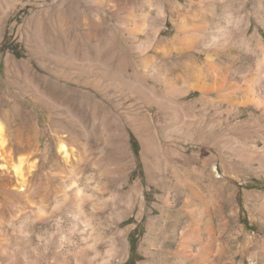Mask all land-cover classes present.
Masks as SVG:
<instances>
[{
    "label": "rangeland",
    "instance_id": "obj_1",
    "mask_svg": "<svg viewBox=\"0 0 264 264\" xmlns=\"http://www.w3.org/2000/svg\"><path fill=\"white\" fill-rule=\"evenodd\" d=\"M262 46L264 0H0V125L38 146L13 160L52 191L0 189V247L33 264H145L148 221L180 209L189 174L239 232L233 264H264ZM187 65L215 90L189 89ZM226 79L259 106L229 105ZM75 189L85 219L61 204Z\"/></svg>",
    "mask_w": 264,
    "mask_h": 264
},
{
    "label": "bare ground",
    "instance_id": "obj_2",
    "mask_svg": "<svg viewBox=\"0 0 264 264\" xmlns=\"http://www.w3.org/2000/svg\"><path fill=\"white\" fill-rule=\"evenodd\" d=\"M180 30L181 28L178 27V34H180ZM210 59L211 56L208 54L206 68L208 66L212 68ZM189 67L193 79L189 89L197 90L203 95L215 90V84H209L206 81L207 74H204V68L187 65V68ZM173 78L180 79L181 75L176 74ZM221 83L220 90L225 86L232 90H229L231 94L229 96L227 94V100L225 97L229 105L259 106V103L255 101V94L251 85H245V88H242L236 84L232 85L227 79ZM238 90L242 93V96H239L240 102L235 95V91ZM262 92L264 94V89ZM37 149L38 146H32L27 135L16 134L6 139L4 130L0 125V159L2 167L5 169L4 171L11 170L16 178V184L13 186L9 180L4 178L6 172L0 174V189L5 194L15 191L13 199L28 198L33 202L40 201L43 203L49 198V193L52 192L49 190L50 186H42L44 178L41 176L42 174L39 175L36 172L34 165L24 167L22 160H19L17 164L14 163L13 159L16 154L30 153V151L34 153ZM60 150L64 161L67 163L69 153L66 146L61 144ZM57 162L53 161L52 166L58 167ZM260 162L264 166V160H260ZM189 177V174L176 175L179 184L189 185L186 189H183L184 200L180 209L174 214L163 213L158 219H149L148 233L144 238V254L147 258L145 264H233L240 247H244L239 240V232L234 230L231 216L227 217L221 213L223 208L220 201L207 197V194L204 195L201 189L192 186L188 181L190 180ZM132 191L135 194L137 193V185L132 188ZM78 192L80 193L76 189L71 190L69 198H64L61 204L68 207L77 218L85 219L82 210V199ZM231 193L229 192L227 200L232 204ZM210 204H214L213 206L218 212L215 217L210 213ZM42 209L45 208L40 207L38 210L40 212L35 214V218L39 219L46 216V211ZM231 210H233V207H231ZM125 232L118 233L120 237L119 247H124V241L121 238ZM248 244L249 238H246L244 245ZM262 248H264V244ZM17 251L16 249L10 251L8 248L0 247V256L4 259L5 264H33L29 261L25 262V258L18 256Z\"/></svg>",
    "mask_w": 264,
    "mask_h": 264
},
{
    "label": "trees",
    "instance_id": "obj_3",
    "mask_svg": "<svg viewBox=\"0 0 264 264\" xmlns=\"http://www.w3.org/2000/svg\"><path fill=\"white\" fill-rule=\"evenodd\" d=\"M131 144H132V147H133L134 151H137V150H136V143H135V141H132ZM132 246H133V245H132Z\"/></svg>",
    "mask_w": 264,
    "mask_h": 264
}]
</instances>
